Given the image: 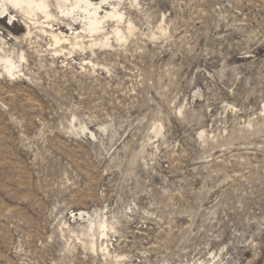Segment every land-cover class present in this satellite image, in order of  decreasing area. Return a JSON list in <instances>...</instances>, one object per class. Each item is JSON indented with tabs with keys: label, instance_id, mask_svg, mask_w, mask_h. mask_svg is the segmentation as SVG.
I'll use <instances>...</instances> for the list:
<instances>
[{
	"label": "rangeland",
	"instance_id": "rangeland-1",
	"mask_svg": "<svg viewBox=\"0 0 264 264\" xmlns=\"http://www.w3.org/2000/svg\"><path fill=\"white\" fill-rule=\"evenodd\" d=\"M92 1L0 8V264H264V0Z\"/></svg>",
	"mask_w": 264,
	"mask_h": 264
},
{
	"label": "bare ground",
	"instance_id": "bare-ground-1",
	"mask_svg": "<svg viewBox=\"0 0 264 264\" xmlns=\"http://www.w3.org/2000/svg\"><path fill=\"white\" fill-rule=\"evenodd\" d=\"M0 8L2 10V13L9 12L11 16H14V13L11 11V9H13L21 13L23 16L29 18L30 21H28L29 23L27 22L28 30L25 33V35L28 36H30L33 32L32 24L34 25V27H36L35 25L39 22L40 15H42L46 19L42 22H46L47 24L45 26L42 25L43 28L41 29L43 30V32L46 33L48 32V29L49 30L51 29L49 31L50 32L49 34L52 36L54 43L57 45L68 43L69 41H71V39L69 38L68 35L64 34L62 30L58 32L57 28L54 29V27H56L54 21L58 19L57 15L53 12L54 8L59 9V11L62 13L63 16H70L76 10H82L85 13V17H84L86 21L84 28L85 30H88L92 34L102 32L103 30L102 28L103 19L99 10L100 6L94 3L92 0H0ZM110 15H114V13H111ZM131 28L132 27L130 26V29ZM120 35H121V29L117 31V36ZM75 38H77V35L75 36ZM22 57H24L23 54ZM0 61H4L5 70L11 75H14L16 69V65L14 62L15 60L12 61V59L9 57L0 56ZM84 213L85 211L80 212V214L85 216ZM75 215H78V213H76ZM97 232L102 237L108 235V232L105 230V223L102 222L98 223ZM97 232H93L91 236L95 237ZM91 245L92 247H96L95 239L91 240Z\"/></svg>",
	"mask_w": 264,
	"mask_h": 264
}]
</instances>
